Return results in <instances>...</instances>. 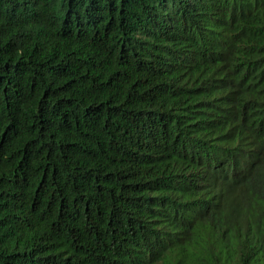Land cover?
Segmentation results:
<instances>
[{
    "label": "trees",
    "instance_id": "16d2710c",
    "mask_svg": "<svg viewBox=\"0 0 264 264\" xmlns=\"http://www.w3.org/2000/svg\"><path fill=\"white\" fill-rule=\"evenodd\" d=\"M264 0H0V264H255Z\"/></svg>",
    "mask_w": 264,
    "mask_h": 264
},
{
    "label": "rangeland",
    "instance_id": "374dc122",
    "mask_svg": "<svg viewBox=\"0 0 264 264\" xmlns=\"http://www.w3.org/2000/svg\"><path fill=\"white\" fill-rule=\"evenodd\" d=\"M255 264H264V254L260 255L259 260Z\"/></svg>",
    "mask_w": 264,
    "mask_h": 264
}]
</instances>
